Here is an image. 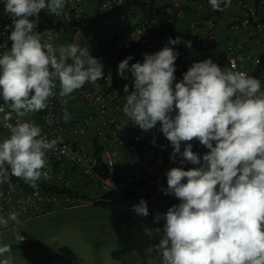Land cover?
Returning <instances> with one entry per match:
<instances>
[{"label":"clouds","instance_id":"9594fccd","mask_svg":"<svg viewBox=\"0 0 264 264\" xmlns=\"http://www.w3.org/2000/svg\"><path fill=\"white\" fill-rule=\"evenodd\" d=\"M208 3L224 11L232 0ZM65 6L66 0H4L12 43L0 54V121L9 130L0 140V185L8 184L10 192L15 190L11 177L23 180L37 196L38 182L52 178L47 153L57 140L25 118L47 109L57 87L66 104L86 83L104 77L103 64L87 46L57 47L54 30L37 31L42 10L60 16ZM180 43L181 37H169L159 51L143 53V62L129 65L130 55L117 70L122 79L130 73L133 80L132 91L123 87V113L144 132L159 123L172 145L170 160L180 158L181 166L167 171L163 190L180 203L156 214L155 221L165 224L154 249L161 264H264V86L235 70V63L222 68L211 58L193 63L177 82L179 53L170 45ZM186 46L191 48V41ZM13 115L15 124L10 123ZM63 119H71L66 110ZM193 140L209 151L201 157L192 150ZM185 162L198 167L184 170ZM133 211L147 217V201L140 199ZM19 215L0 216V227L20 224ZM25 239L14 232V244ZM13 243L0 245V264H14Z\"/></svg>","mask_w":264,"mask_h":264},{"label":"built area","instance_id":"2783aa9c","mask_svg":"<svg viewBox=\"0 0 264 264\" xmlns=\"http://www.w3.org/2000/svg\"><path fill=\"white\" fill-rule=\"evenodd\" d=\"M46 11L39 14L37 31L54 30L57 47L70 43L87 46L103 64L104 77L96 83H86L66 104L61 103L57 87V96L49 99L47 109L25 118L39 125L49 140H57L55 148L47 153L52 178L39 182L65 191L39 190L37 196L23 180L10 178L14 191H9L8 184L0 185V216L5 218L16 211L22 222L52 207L74 206L77 198L69 191L74 192L71 184L76 171L104 195L154 194L165 171L180 162L179 157L175 162L170 160L172 145L160 131L159 123L144 132L123 113L125 100L119 98L118 92L125 95V84L132 91L133 80L130 73L128 79H122L117 70L128 56L133 57L129 65L143 62V53H155L168 43L169 37L179 36L181 43L170 45L179 53L175 62L177 82L193 63L211 58L222 68L230 69L235 63V70L260 79L264 86V0H232L231 7L224 11L212 10L208 0H167L163 4L155 0H66L60 16ZM120 12L132 14L134 22L121 31L106 25V18ZM223 16L229 31L243 34L259 49L246 41L222 38L218 23ZM153 22L156 25L151 27ZM11 23V17L4 12V0H0V54L11 47L10 30L5 29ZM187 41H191V48L186 46ZM65 110L71 116L67 122L63 119ZM15 121L13 115L10 123ZM88 132L93 135L91 144L85 141ZM8 135L9 130L0 121V140ZM183 148L182 143L181 151ZM121 150L127 157H136V161L118 164ZM18 225L10 221L6 228L0 227V232Z\"/></svg>","mask_w":264,"mask_h":264},{"label":"crops","instance_id":"0c3cea01","mask_svg":"<svg viewBox=\"0 0 264 264\" xmlns=\"http://www.w3.org/2000/svg\"><path fill=\"white\" fill-rule=\"evenodd\" d=\"M155 1L163 4L167 0ZM112 17L105 19L109 27L108 22ZM218 24L219 35L225 40L246 41L259 49L258 44L243 34L229 31L225 16L221 17ZM118 96L124 100L120 91ZM85 139L91 144L92 133L88 132ZM136 159L134 156L127 157L125 151L121 150L118 164L133 163ZM180 166L179 162L165 171L159 189L147 200L148 206L157 203L167 188V171ZM196 166L187 162L183 164L184 170ZM72 178L71 189L79 194L74 206L52 207L42 214L29 216L16 227L0 232V245L13 243L14 232L17 231L26 238L19 245H11L14 264H161L162 258L154 246L163 235L165 220L157 222L154 218L158 213H166L164 211L174 196L170 195L164 208H151L147 217H141L133 211L137 201L130 207H125V202L117 200H109L105 206H101L97 201L103 199L104 194L96 186L87 182L78 171L74 172ZM112 207L118 211L115 212ZM127 209L129 212H126ZM64 247L73 256L61 250Z\"/></svg>","mask_w":264,"mask_h":264},{"label":"trees","instance_id":"16d2710c","mask_svg":"<svg viewBox=\"0 0 264 264\" xmlns=\"http://www.w3.org/2000/svg\"><path fill=\"white\" fill-rule=\"evenodd\" d=\"M128 8V6L125 7V9ZM198 143V142H197ZM209 150L207 149V151H202L200 150V153H201V157L203 156V154L207 153ZM12 179H17L15 177H11ZM39 183V190H42V191H47V192H58V191H65V190H59L57 187L55 186H50V187H47L43 182H38ZM69 193L74 197V198H77L79 196V194L77 192H71L69 191ZM153 196V192H125V193H122V194H115V193H109V194H105L103 196V199L101 200H98L97 203L101 206H105L107 204V201L109 200H115V199H118L119 201L121 202H125V201H128V200H135L139 203L140 199H144L145 201L149 200L151 197ZM86 199V198H85ZM180 201L176 198H174L168 208L164 211V212H167V210L173 206V205H177L179 204ZM61 250H63L65 253H68L70 254L71 256H73V254L71 253L70 250H68L67 248H62Z\"/></svg>","mask_w":264,"mask_h":264},{"label":"rangeland","instance_id":"374dc122","mask_svg":"<svg viewBox=\"0 0 264 264\" xmlns=\"http://www.w3.org/2000/svg\"><path fill=\"white\" fill-rule=\"evenodd\" d=\"M134 22V17L132 14H128L126 12H120L114 15V17L111 18V20L108 22V24L115 28V29H122L125 25L127 24H132ZM156 24L153 22L151 23V27H154ZM198 141H195L192 144V150L194 152H196L197 154H199L201 156L200 150L202 151H207V148H205L204 146H202ZM197 167V166H196ZM161 199H159V201L157 203H153L151 204V206H148V209L150 210L151 208H158V209H162L164 208L167 204V201L170 199V195L166 196L162 193L161 195ZM117 201H119L118 199H115ZM136 201L135 200H128L125 201V207H130L132 204H134ZM156 205V206H155ZM113 210L115 212L118 211V209H116V207H112ZM126 212H129L128 209L126 210ZM131 213H133L131 211Z\"/></svg>","mask_w":264,"mask_h":264}]
</instances>
